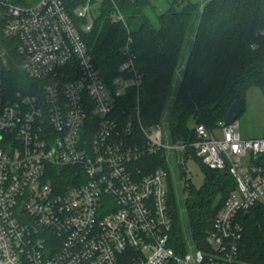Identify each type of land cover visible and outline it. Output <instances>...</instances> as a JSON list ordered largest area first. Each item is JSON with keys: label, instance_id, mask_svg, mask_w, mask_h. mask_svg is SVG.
I'll return each instance as SVG.
<instances>
[{"label": "built area", "instance_id": "1", "mask_svg": "<svg viewBox=\"0 0 264 264\" xmlns=\"http://www.w3.org/2000/svg\"><path fill=\"white\" fill-rule=\"evenodd\" d=\"M105 1L0 0V264H245L240 216L264 203V137L220 121L170 144L141 123L139 99L118 113L142 78L130 59L109 87L94 64L83 34ZM2 38L17 42L20 89ZM177 152L236 185L195 253L172 240L171 173L143 162Z\"/></svg>", "mask_w": 264, "mask_h": 264}, {"label": "trees", "instance_id": "2", "mask_svg": "<svg viewBox=\"0 0 264 264\" xmlns=\"http://www.w3.org/2000/svg\"><path fill=\"white\" fill-rule=\"evenodd\" d=\"M37 0H16L30 4ZM167 8L157 12L152 0H107L93 29L83 34L94 64L105 83L131 74L119 72L132 59L142 84L127 91L118 113L139 99L140 119L150 127L165 122L173 142L192 141L191 124L212 129L226 116L232 104L246 98L251 88L264 95V0H165ZM118 8L124 20L114 17ZM131 39V41H129ZM9 53L8 86L20 89L27 83L15 39L2 38ZM129 45L128 53L125 52ZM185 45L188 51L183 58ZM242 112V113H243ZM164 153L147 156L143 162L154 169L166 168ZM206 184L191 191L185 204L184 226L176 187L170 185L172 240L202 245L214 219L235 190L226 171L203 168ZM245 218L239 257L245 264H264V203Z\"/></svg>", "mask_w": 264, "mask_h": 264}, {"label": "rangeland", "instance_id": "3", "mask_svg": "<svg viewBox=\"0 0 264 264\" xmlns=\"http://www.w3.org/2000/svg\"><path fill=\"white\" fill-rule=\"evenodd\" d=\"M156 6L157 12H163L167 8L165 0H152ZM188 51V46L185 45L183 50V58ZM245 111L238 117L239 132L244 139H260L264 137V96L260 90L253 88L249 91L247 97ZM166 140L172 144L170 139V131L167 124L161 122ZM194 124H191L193 127ZM217 130V129H215ZM218 133V132H217ZM178 153V159L183 160L181 153ZM166 162V160H165ZM168 170L171 173L172 182L176 187L181 216L184 226L187 225V215L185 204L191 191L200 190L206 184V175L203 167L193 158H185L183 162H177L172 159L168 164ZM197 248L194 241L190 240L187 243V252L195 253Z\"/></svg>", "mask_w": 264, "mask_h": 264}, {"label": "water", "instance_id": "4", "mask_svg": "<svg viewBox=\"0 0 264 264\" xmlns=\"http://www.w3.org/2000/svg\"><path fill=\"white\" fill-rule=\"evenodd\" d=\"M245 106L241 100L235 101L232 106L230 107L229 111L227 112L226 116L222 119V122L225 124H230L233 121L237 120L238 117L242 114ZM250 215L247 212L244 217L247 218Z\"/></svg>", "mask_w": 264, "mask_h": 264}, {"label": "crops", "instance_id": "5", "mask_svg": "<svg viewBox=\"0 0 264 264\" xmlns=\"http://www.w3.org/2000/svg\"><path fill=\"white\" fill-rule=\"evenodd\" d=\"M191 1H193V2H197V1H199V0H191ZM251 89H253V88H251ZM251 89H250V90H251ZM256 89H258V88H256ZM250 90H249V91H250ZM258 90H260V89H258ZM260 92H261V90H260ZM248 93H249V92H248ZM262 94H263V93H262ZM263 96H264V95H263ZM247 97H248V95H247ZM247 99H248V98H246V104H247Z\"/></svg>", "mask_w": 264, "mask_h": 264}]
</instances>
